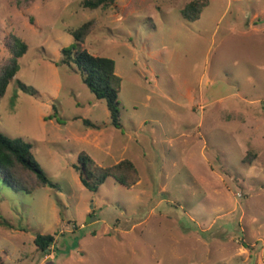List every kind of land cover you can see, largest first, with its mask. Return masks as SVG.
Segmentation results:
<instances>
[{"label": "rangeland", "instance_id": "rangeland-1", "mask_svg": "<svg viewBox=\"0 0 264 264\" xmlns=\"http://www.w3.org/2000/svg\"><path fill=\"white\" fill-rule=\"evenodd\" d=\"M82 1L0 0V66L12 35L28 45L0 131L31 141L58 184L0 180V264H264V0H208L195 21L181 13L193 0ZM88 21L81 47L123 78L121 128L77 66L57 64ZM81 154L130 158L140 179L90 190Z\"/></svg>", "mask_w": 264, "mask_h": 264}, {"label": "trees", "instance_id": "trees-1", "mask_svg": "<svg viewBox=\"0 0 264 264\" xmlns=\"http://www.w3.org/2000/svg\"><path fill=\"white\" fill-rule=\"evenodd\" d=\"M116 0H83L85 8H108ZM208 0H193L181 10L189 21L200 19ZM93 21H88L71 31L74 41L62 49L63 57L58 65H75L79 69L84 82L99 98L107 101L111 112L112 123L122 127V112L119 90L123 78L116 72V62L107 56L95 55L81 47V42L89 34ZM11 57L0 66V99L7 91L20 68V59L28 49L27 43L17 35H12L9 42ZM88 125L95 126L89 120ZM33 143L24 138H11L0 131V180L16 190L33 193L36 189L46 186L56 187L58 184L51 179L33 154ZM80 165H76L84 185L90 190H98L108 179L113 178L127 188L133 187L140 179L138 168L130 158L123 159L111 166H101L91 162L87 155L81 154ZM246 160V159H245ZM55 242V235L37 233L35 243L38 248L46 250Z\"/></svg>", "mask_w": 264, "mask_h": 264}, {"label": "water", "instance_id": "water-1", "mask_svg": "<svg viewBox=\"0 0 264 264\" xmlns=\"http://www.w3.org/2000/svg\"><path fill=\"white\" fill-rule=\"evenodd\" d=\"M88 221H90V220H88Z\"/></svg>", "mask_w": 264, "mask_h": 264}]
</instances>
